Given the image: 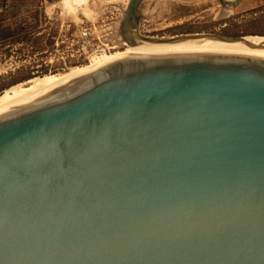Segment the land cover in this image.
<instances>
[{"label":"water","instance_id":"water-1","mask_svg":"<svg viewBox=\"0 0 264 264\" xmlns=\"http://www.w3.org/2000/svg\"><path fill=\"white\" fill-rule=\"evenodd\" d=\"M142 1L130 44H250L142 35ZM0 264H264V48L125 56L10 100Z\"/></svg>","mask_w":264,"mask_h":264},{"label":"rangeland","instance_id":"rangeland-1","mask_svg":"<svg viewBox=\"0 0 264 264\" xmlns=\"http://www.w3.org/2000/svg\"><path fill=\"white\" fill-rule=\"evenodd\" d=\"M128 3L12 0L0 6V94L126 51L130 45L122 27ZM225 8L232 12L225 15ZM139 13L140 33L155 38L208 33L264 37V0H240L233 7L219 0H143Z\"/></svg>","mask_w":264,"mask_h":264},{"label":"bare ground","instance_id":"bare-ground-1","mask_svg":"<svg viewBox=\"0 0 264 264\" xmlns=\"http://www.w3.org/2000/svg\"><path fill=\"white\" fill-rule=\"evenodd\" d=\"M231 12H232L231 9L225 8L224 10L225 15ZM122 33L126 39L131 37V27L130 26L126 27L123 25ZM246 40H248L250 44H247L242 41H224V40H217L214 38H204V39L189 38L186 40H181L178 42H170V43H155V42L154 43L137 42L133 44L129 43L130 47L126 51L109 55L101 59H97L90 66L75 69L62 75H47L43 77L33 78L28 82L29 83L28 85L17 84L9 87L3 93L0 94V110L12 99L49 92L57 88L58 86L70 81L71 79L93 72L101 68L102 66H105L108 63L125 56L163 54L165 51H178V50H187V49H196V48H227V47H242V46H256V47L264 48L261 46L262 44H264V37L249 36L246 37Z\"/></svg>","mask_w":264,"mask_h":264},{"label":"crops","instance_id":"crops-1","mask_svg":"<svg viewBox=\"0 0 264 264\" xmlns=\"http://www.w3.org/2000/svg\"><path fill=\"white\" fill-rule=\"evenodd\" d=\"M12 0H0V6H7Z\"/></svg>","mask_w":264,"mask_h":264}]
</instances>
